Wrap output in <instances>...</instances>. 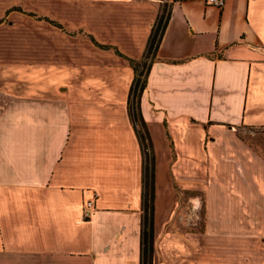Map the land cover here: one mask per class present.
Returning <instances> with one entry per match:
<instances>
[{
  "label": "crops",
  "instance_id": "0c3cea01",
  "mask_svg": "<svg viewBox=\"0 0 264 264\" xmlns=\"http://www.w3.org/2000/svg\"><path fill=\"white\" fill-rule=\"evenodd\" d=\"M75 2L52 13L62 27L0 26V264H140L142 161L127 101L161 5ZM166 8L137 102L153 160L146 264L237 263L264 234V157L236 137L264 129V0Z\"/></svg>",
  "mask_w": 264,
  "mask_h": 264
},
{
  "label": "rangeland",
  "instance_id": "374dc122",
  "mask_svg": "<svg viewBox=\"0 0 264 264\" xmlns=\"http://www.w3.org/2000/svg\"><path fill=\"white\" fill-rule=\"evenodd\" d=\"M71 1L77 2V0H70V3ZM146 1H156L160 3L161 6L159 9V15H160L159 23L156 26L154 22L151 27V29L156 28L154 41L152 43L149 52L147 53V57H145L144 60L141 62L143 64L140 65L141 80L145 72V65L148 59H150L152 55L158 34L160 32V27L164 22L165 15L167 12L166 0H146ZM63 2H66V0H0V26L14 23L15 21L22 19L24 20L38 19L41 22H44L42 19L45 17L48 19V21H52L54 24L57 23L61 26L59 20L57 18H54V16H57L58 18H62L61 10H62ZM11 7H12V11L10 12L8 11L5 14L3 13V9H5L6 11L9 8L11 9ZM72 7L75 8V5L74 6L72 5ZM52 13L54 15L53 17H52ZM61 27H59V29H61L60 31L65 33L64 29ZM65 34H69L70 36L80 35V33L77 34L76 32H72V33L69 32ZM236 137L245 140L246 143L250 145V148L254 149L256 152L258 151L259 153L263 154L264 157V129L238 128L236 130ZM233 175L235 176L236 179V175L234 173ZM197 198H198L197 200L198 206H197V210L195 211V213L197 214V221L195 223V226L194 227L192 226L190 230L195 231L196 233V240L198 241V245H199L198 247L200 248L199 251L200 253L201 251L207 252L206 250L207 243L204 240V226L202 223L203 213H204L203 196L201 194H198ZM214 206L215 207L217 206L216 201H214ZM219 206L222 207L221 202H219ZM186 231H189L188 228L186 229ZM260 237H261V241L258 240V238H254L255 240L244 243L247 246L245 248V253L247 254L246 252L247 250L249 253L247 255L245 254V257H242L239 262L236 263L232 260H228V263L229 264H264V234L260 235ZM253 252H256L255 255L257 256H254ZM198 255H199L198 261H200V263L198 264H204L203 260L205 261L208 260L205 258L206 254L205 256L204 254L203 255L198 254ZM213 264H217V263H213Z\"/></svg>",
  "mask_w": 264,
  "mask_h": 264
},
{
  "label": "trees",
  "instance_id": "16d2710c",
  "mask_svg": "<svg viewBox=\"0 0 264 264\" xmlns=\"http://www.w3.org/2000/svg\"><path fill=\"white\" fill-rule=\"evenodd\" d=\"M160 15H158L154 24L159 23ZM166 20V18H165ZM164 20V22H165ZM163 22V23H164ZM50 24H54L49 21ZM163 28V24L160 27V32L158 34L156 44L159 39V35ZM156 28L151 29L150 36L147 44V53L149 52L152 43L155 38ZM155 44V46H156ZM154 46V47H155ZM154 51V49H153ZM146 53V55H147ZM138 66L135 65L133 67L134 71V80L130 87L128 101H127V112L130 118V122L134 127V132L138 141V145L141 153V161H142V175H141V209L143 213L142 218V227L140 232V264H146L147 256L150 255L151 252V213H152V171H153V160H152V152L151 145L148 134L144 127V124L138 113V97L143 89L144 84V75L142 80L140 79L141 72L140 69L137 70Z\"/></svg>",
  "mask_w": 264,
  "mask_h": 264
},
{
  "label": "built area",
  "instance_id": "2783aa9c",
  "mask_svg": "<svg viewBox=\"0 0 264 264\" xmlns=\"http://www.w3.org/2000/svg\"><path fill=\"white\" fill-rule=\"evenodd\" d=\"M205 2H206V4L213 6V7H216V8H221V6L223 4V0H205ZM84 206H85V210H87L88 208H90L91 202H89V201L86 202ZM83 217H87L85 211L83 213Z\"/></svg>",
  "mask_w": 264,
  "mask_h": 264
}]
</instances>
